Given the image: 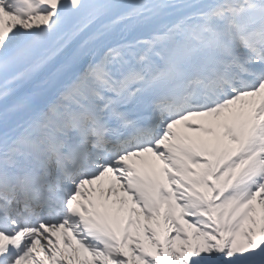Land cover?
<instances>
[{
	"label": "snow or ice",
	"instance_id": "6c2138e0",
	"mask_svg": "<svg viewBox=\"0 0 264 264\" xmlns=\"http://www.w3.org/2000/svg\"><path fill=\"white\" fill-rule=\"evenodd\" d=\"M0 264H264V0H0Z\"/></svg>",
	"mask_w": 264,
	"mask_h": 264
}]
</instances>
